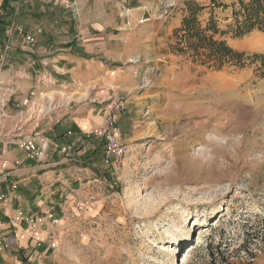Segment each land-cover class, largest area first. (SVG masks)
Masks as SVG:
<instances>
[{
	"label": "rangeland",
	"instance_id": "1",
	"mask_svg": "<svg viewBox=\"0 0 264 264\" xmlns=\"http://www.w3.org/2000/svg\"><path fill=\"white\" fill-rule=\"evenodd\" d=\"M212 1L15 4L11 19L33 34L34 44L13 35L11 57L2 67L0 62V75L17 50L21 57L53 55L68 33L59 25L51 34L44 25L58 20L54 11L64 9L74 13L71 34L73 24H82L83 18L100 24L104 40L113 37L104 43L102 60L137 67L140 88L152 93L139 113L142 138L122 141L127 149L120 163L102 161L94 188L92 178L81 179L79 188L53 209L61 219L54 253L59 264H206L207 242L219 244L234 264H264V76L259 60L252 59L255 53L264 54V33L236 41L244 50H235L247 55L243 63L225 62L220 68L213 60L202 63L205 54L190 49L184 31L178 30L182 23L168 47L173 27L188 15L187 4L210 6ZM217 1L231 7L215 9L217 28L225 31L238 0ZM2 20L7 22L8 16ZM38 25L44 26L53 47H38L48 38L37 31ZM20 65L12 64L13 71ZM165 66L170 68L164 71ZM53 82L44 84L53 89L56 103L67 94L58 88L59 80ZM34 109L41 117L46 110L40 103Z\"/></svg>",
	"mask_w": 264,
	"mask_h": 264
},
{
	"label": "crops",
	"instance_id": "2",
	"mask_svg": "<svg viewBox=\"0 0 264 264\" xmlns=\"http://www.w3.org/2000/svg\"><path fill=\"white\" fill-rule=\"evenodd\" d=\"M181 13L186 12L182 9ZM210 14L211 9L206 8L198 15L202 26L209 20ZM213 14L216 17V10ZM71 15L74 13L71 14L69 10H56L52 16L58 17V20L44 25L51 34L59 25L61 31L68 33L57 47L61 52H54L57 51L54 49L51 56L36 54L21 57L24 54H19L17 50L12 63H6L4 73L0 75V155L7 162L4 169L0 165V188L5 191L8 183L17 184V189L7 194L6 201L0 202V232L8 244V249L0 257L1 264H59L55 251L39 257L44 246L37 248L26 225L13 223L11 217L18 208L35 213L53 210L63 197L71 196L68 193L79 188L83 178H92L89 180L92 182L90 186L95 187L97 165L102 166L103 143L93 137H81L74 141L71 134H81L101 122L106 97L119 93L126 99L127 110L117 122L121 140L129 144L134 139L142 138L139 113L148 103L146 96L152 93L149 88H140V70L134 66L119 67L113 59L110 63L104 62V43L112 42L113 37L104 40L101 25L97 22L87 23L84 18L82 24H73V33L76 34L72 35L69 33ZM58 21L61 23L58 24ZM181 23L182 17L173 27L171 40L168 41L170 50L169 45L175 41L173 32L180 28ZM44 26L38 25L37 31L43 38H48L45 39L46 43L39 41L38 47L51 48L53 44L48 42L50 38L43 30ZM215 38L225 41L233 49L244 50L236 43L244 37L233 38L227 34L216 35ZM12 64L21 65L14 72ZM24 64L35 66L27 69ZM168 68L170 66H165L164 71ZM46 80L50 84L59 80L58 88L64 89L67 95L54 103L55 96L50 95L53 89H49L48 83L44 84ZM15 82L13 90L12 84ZM31 92H34L33 96H29ZM28 96L29 102L23 104L22 101ZM38 103L44 104L46 109L42 117L33 111ZM22 137H33L43 144V160L26 157L25 152L16 145V141ZM69 144L72 149L65 152L64 148ZM56 227H52L51 231L55 233L58 245ZM49 231L47 225L42 226L39 239L47 241Z\"/></svg>",
	"mask_w": 264,
	"mask_h": 264
},
{
	"label": "built area",
	"instance_id": "3",
	"mask_svg": "<svg viewBox=\"0 0 264 264\" xmlns=\"http://www.w3.org/2000/svg\"><path fill=\"white\" fill-rule=\"evenodd\" d=\"M20 1V0H19ZM18 1V2H19ZM17 8L14 12V18L16 15ZM13 35L19 36L27 45H32L34 43V36L32 33L25 30V27L11 20L10 24L7 26L5 31V39L0 55L1 67L5 61H7L10 56L11 51V38ZM34 92H31L29 96H33ZM29 96L24 98L23 104L29 102ZM103 114L101 122L87 130H84L81 134H70L75 138L74 141L80 139L81 137L87 138H97L103 143V153L102 161L105 164H117L120 163L125 154L127 147L122 142L118 133V119L119 116L126 112L127 104L126 99L119 93H112L104 100ZM16 145L23 152H25L26 157L31 160L41 161L45 156V147L43 144L38 142L33 137H22L16 141ZM72 149V145H66L64 148L65 152ZM7 162L0 155V165L1 168L6 167ZM17 189L16 182L8 183L5 186V191L0 188V202H5L7 199V194L13 192ZM60 216L56 214L53 210H45L43 212L35 213L30 211H24L22 209H16L14 215L11 217V221L15 224H25L30 237L34 239V244L37 248L44 246L43 250L39 253V257H45L49 252L55 251L56 249V237L55 233L51 231V228L58 225L60 222ZM47 225L49 228V233L47 236V241L39 239V235L42 231V226ZM8 249V244L5 236L0 232V257ZM1 264V263H0ZM54 264V263H48Z\"/></svg>",
	"mask_w": 264,
	"mask_h": 264
},
{
	"label": "trees",
	"instance_id": "4",
	"mask_svg": "<svg viewBox=\"0 0 264 264\" xmlns=\"http://www.w3.org/2000/svg\"><path fill=\"white\" fill-rule=\"evenodd\" d=\"M19 0H2L0 4V48H3L5 39V30L14 16L15 4ZM238 9H233L232 22L227 25V30L223 31L217 28L214 20L213 10L217 8L226 9L225 6L217 0H213L210 6L187 4L188 15L182 20V26L178 30L184 31L185 41H189V47L196 54L200 51L205 54L206 61L213 60L216 67L220 68L225 62H231L239 65L243 63V59L247 56L244 51H238L229 47L225 41L215 38L216 35L223 36L229 34L233 38H242L253 32L264 33V0H238ZM235 4H233L234 6ZM211 9L210 18L207 23L202 26L198 15L205 9ZM8 16V21L4 22L3 16ZM175 31V34L178 33ZM253 61L259 60L262 69L261 76H264V54L255 53L252 55ZM207 263L206 264H234L230 260V254H224L219 249V244L213 245L207 242L205 246Z\"/></svg>",
	"mask_w": 264,
	"mask_h": 264
}]
</instances>
